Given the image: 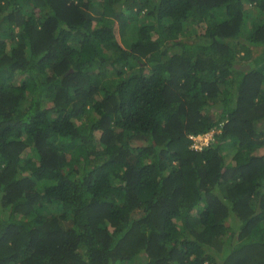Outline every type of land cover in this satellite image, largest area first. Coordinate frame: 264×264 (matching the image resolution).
Returning a JSON list of instances; mask_svg holds the SVG:
<instances>
[{
  "label": "trees",
  "instance_id": "obj_1",
  "mask_svg": "<svg viewBox=\"0 0 264 264\" xmlns=\"http://www.w3.org/2000/svg\"><path fill=\"white\" fill-rule=\"evenodd\" d=\"M0 264H264V0H0Z\"/></svg>",
  "mask_w": 264,
  "mask_h": 264
},
{
  "label": "rangeland",
  "instance_id": "obj_2",
  "mask_svg": "<svg viewBox=\"0 0 264 264\" xmlns=\"http://www.w3.org/2000/svg\"><path fill=\"white\" fill-rule=\"evenodd\" d=\"M251 8V9H250ZM249 10H251V15H254L253 12L255 11V9L253 7H249ZM253 11V12H252ZM139 24L136 22H132L130 23L128 26L124 27L123 29L120 27V23L117 22V26H116V36L117 38L120 40V42H122L124 44V46L130 45V43L132 41H134L135 39V35L137 33ZM107 79H111L112 75L109 74L107 77ZM211 133H208L207 136L205 137V141H207L210 137ZM198 140V137H196V139L194 140V144L196 143V141ZM224 154L226 155V160H229L228 157V153L224 152Z\"/></svg>",
  "mask_w": 264,
  "mask_h": 264
},
{
  "label": "clouds",
  "instance_id": "obj_3",
  "mask_svg": "<svg viewBox=\"0 0 264 264\" xmlns=\"http://www.w3.org/2000/svg\"><path fill=\"white\" fill-rule=\"evenodd\" d=\"M208 133H211V135H210V137H209V139H210L211 136H212L213 131H209V132L205 133V135L207 136ZM202 135H203V134H202ZM192 136H194V135H192ZM196 136H199V135H196ZM190 137H191V136H190ZM209 139H208L207 141L203 140L201 145H200L198 142H196L195 144H199V147H195L194 140L192 139V140H193V143H192V147H193V149H195V150H200V149H202L203 147L207 146Z\"/></svg>",
  "mask_w": 264,
  "mask_h": 264
},
{
  "label": "built area",
  "instance_id": "obj_4",
  "mask_svg": "<svg viewBox=\"0 0 264 264\" xmlns=\"http://www.w3.org/2000/svg\"><path fill=\"white\" fill-rule=\"evenodd\" d=\"M196 137H198V140L196 142H198L201 145L202 144V141L205 139L206 135L203 134V135H199V136H191V138L193 140H195ZM199 144H195V147H199Z\"/></svg>",
  "mask_w": 264,
  "mask_h": 264
}]
</instances>
